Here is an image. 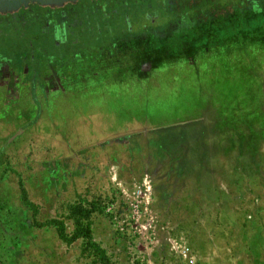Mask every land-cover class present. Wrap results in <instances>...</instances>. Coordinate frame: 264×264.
Listing matches in <instances>:
<instances>
[{
    "label": "rangeland",
    "instance_id": "obj_1",
    "mask_svg": "<svg viewBox=\"0 0 264 264\" xmlns=\"http://www.w3.org/2000/svg\"><path fill=\"white\" fill-rule=\"evenodd\" d=\"M247 12L233 27L264 21V1ZM2 26L0 53L70 46H50L36 25ZM219 28L125 44L133 58L83 103L98 112L91 123L77 124L65 100L8 142L29 115L0 118V264H264V40L224 41ZM119 34L96 32L78 49ZM60 222L90 237L65 242Z\"/></svg>",
    "mask_w": 264,
    "mask_h": 264
},
{
    "label": "flooded vegetation",
    "instance_id": "obj_2",
    "mask_svg": "<svg viewBox=\"0 0 264 264\" xmlns=\"http://www.w3.org/2000/svg\"><path fill=\"white\" fill-rule=\"evenodd\" d=\"M165 1L174 3L171 14H168L164 0H60L58 3L18 0L17 3L10 1L9 7L0 3V25L9 33L10 28L23 32L36 25L39 33L49 35L50 46L61 45L65 41L70 44L64 52L54 54L34 48L29 42L18 46L14 53H0V118L13 125L19 118L27 116V113L29 115L7 141L12 142L40 118L50 115L51 105L65 100L73 101L69 104L78 114L74 117L76 123H85L88 115L90 118V111L97 112L95 108L83 110L86 107L83 103L90 104L93 100L92 88L116 80L113 77L117 71H123L124 63L130 57L133 58L134 51H127L125 44H143L148 37L170 39L182 27L191 30L203 24H214L218 17H242L239 14L241 10L244 11L243 16L246 11L254 15L261 2L239 0L222 4L221 0ZM144 17L150 18L147 26L142 25ZM159 17L168 19L156 23ZM132 26L138 29L133 30ZM5 30L6 37L10 34ZM113 30L120 32L117 40L103 42L88 51L78 49L81 42H91L96 32L108 33ZM169 52L176 57L178 51L173 48V52L171 49ZM174 62L176 65L181 64L180 59ZM150 67L148 65L143 68ZM130 78L136 81L131 82V85L145 83L137 82L139 79L136 75ZM64 122L67 123V120ZM86 123L91 121L88 119Z\"/></svg>",
    "mask_w": 264,
    "mask_h": 264
},
{
    "label": "trees",
    "instance_id": "obj_3",
    "mask_svg": "<svg viewBox=\"0 0 264 264\" xmlns=\"http://www.w3.org/2000/svg\"><path fill=\"white\" fill-rule=\"evenodd\" d=\"M164 4L168 9V12H169L168 14H171L170 10H171L174 3L171 1H165L164 0ZM239 14L241 16H243L244 11L241 10ZM253 18H255V19H252L251 21H247L245 23H242L241 26L239 27V29H237L236 27H233V25L236 22L235 20L237 19V17H218V20L214 21V25L219 26L220 30H215L212 33H215V34L218 33V35H221V37L225 41L226 38L233 40V39H231L232 38L231 35H234L237 39H239V35L236 33V31H237L240 34V37L242 39L245 38L246 41H249V40L254 41V39L256 38L257 43H260V41L264 40V21L260 17H258V18L253 17ZM197 24L200 25L199 22ZM245 43L249 44L250 42H244V44ZM205 76H206V74H205ZM203 77H202V75H200L198 80L204 79ZM22 198L26 202L27 205L33 206V204L28 200L27 193L25 190H22ZM49 223L56 224V221L51 220ZM57 226H58V230L60 232V237L65 242H71L75 238H78L79 236H87L88 238L90 237L89 228L84 227L83 224H81V223L78 224V228L75 229L74 235L72 237H69L66 234L64 225H62L61 222L59 223V225L57 224Z\"/></svg>",
    "mask_w": 264,
    "mask_h": 264
},
{
    "label": "water",
    "instance_id": "obj_4",
    "mask_svg": "<svg viewBox=\"0 0 264 264\" xmlns=\"http://www.w3.org/2000/svg\"><path fill=\"white\" fill-rule=\"evenodd\" d=\"M12 1V2H15L17 3L18 0H0V3H4L6 6H10L8 3ZM42 1H45V0H42ZM47 1H54V3H58L60 0H47ZM66 2L67 0H61V2ZM71 1H74V0H71Z\"/></svg>",
    "mask_w": 264,
    "mask_h": 264
},
{
    "label": "crops",
    "instance_id": "obj_5",
    "mask_svg": "<svg viewBox=\"0 0 264 264\" xmlns=\"http://www.w3.org/2000/svg\"><path fill=\"white\" fill-rule=\"evenodd\" d=\"M182 139V137L180 138V140Z\"/></svg>",
    "mask_w": 264,
    "mask_h": 264
}]
</instances>
